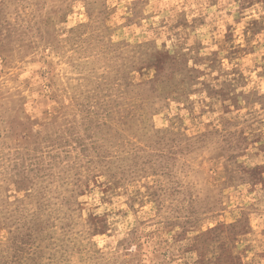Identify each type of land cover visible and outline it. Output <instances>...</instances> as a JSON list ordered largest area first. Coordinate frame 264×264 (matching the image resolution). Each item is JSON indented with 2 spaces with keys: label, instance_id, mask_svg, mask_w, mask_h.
Here are the masks:
<instances>
[{
  "label": "rangeland",
  "instance_id": "obj_1",
  "mask_svg": "<svg viewBox=\"0 0 264 264\" xmlns=\"http://www.w3.org/2000/svg\"><path fill=\"white\" fill-rule=\"evenodd\" d=\"M0 264H264V0H0Z\"/></svg>",
  "mask_w": 264,
  "mask_h": 264
}]
</instances>
